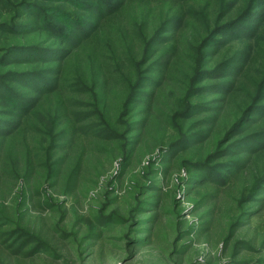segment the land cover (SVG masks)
<instances>
[{
    "label": "rangeland",
    "instance_id": "1",
    "mask_svg": "<svg viewBox=\"0 0 264 264\" xmlns=\"http://www.w3.org/2000/svg\"><path fill=\"white\" fill-rule=\"evenodd\" d=\"M127 1L0 2V47L19 46L0 68V263L264 264V0H169L167 31L135 40L142 66L130 70L112 54L121 31L138 32ZM88 60L94 73L103 63L101 90L126 113L144 117L170 84L192 134L164 149L182 134L171 119L108 131L81 82ZM235 111L232 134L208 147ZM113 145L132 152L107 157Z\"/></svg>",
    "mask_w": 264,
    "mask_h": 264
},
{
    "label": "trees",
    "instance_id": "2",
    "mask_svg": "<svg viewBox=\"0 0 264 264\" xmlns=\"http://www.w3.org/2000/svg\"><path fill=\"white\" fill-rule=\"evenodd\" d=\"M199 1L202 2L204 0H199ZM207 4L209 3L205 2V5ZM123 9H124V12L126 13V18L128 21V28L130 30L137 29L138 32L134 34V33H131L133 31H130V32L121 31L118 37H119V40L124 45L119 46L117 44H113L114 49L112 51V54H116V51L118 54H121L120 58L125 61L129 70L130 68H134V67L136 69H139L141 68L142 64L137 60V57L134 56L133 54L134 48H135L134 46L135 40L138 39V40L145 41L146 39H148L151 32H152L151 35L154 34L153 37L156 36L154 39L156 40L157 34L166 32L168 28L167 24L169 23L170 20H173L174 18L173 17V11H174L173 6H172L171 1L169 0H131V1H127L124 4ZM166 21H168V23L165 25ZM10 22H12V19ZM8 23L9 21L7 19L3 22L0 20V30H2V32H8V29L4 28L8 25ZM187 26H192V21L188 20ZM184 33H187V32L184 30ZM137 34H139L138 37H137ZM37 37H39V35ZM182 39H184V37H182ZM126 42H129V45ZM104 43L106 44V46L102 45L101 47L103 49H107L108 47L112 48L108 40H106ZM16 47H19V46H17L16 44H9V45H4L0 47V68L4 64L3 57L11 52H14L15 50L13 49ZM23 53H24L22 54L23 58H21L23 61H25L23 63H26V65H30L29 64L30 62H27V61H31L32 59H30L29 57L33 55L31 53H25V52ZM94 55L96 57L97 56L102 57L100 52H96ZM120 58L118 57L119 62H120ZM77 60H78V56H76L74 61L78 62ZM188 63L189 62L186 61V64ZM18 64L19 63L15 64L10 69L18 70L19 68H21V65H18ZM92 71H93L92 62L88 60L86 62V65L83 67V73H84L85 79H81V82L86 83L90 87L93 96L89 97L87 94L88 96L87 102L88 104H90L91 107L96 108L100 112V115L102 117L106 118V128L108 131L112 130L114 134L118 135L120 134V130H121L120 128L122 127V124H123L126 126L128 125V130H129L128 133L130 134L132 132V129L135 126L139 125V123H136V122H139L140 120L153 121L156 118L158 119L166 118V120L171 119L172 121H175L176 125L181 130L182 134L181 136H179V138L175 136L176 139L174 141L164 146L162 132L158 131L157 137H153V138L155 141H157V143L164 146L163 147L164 149L168 146L175 145L179 141L186 139L188 136L192 134L193 129L190 123L191 115H189L188 111H186V105L179 103V100L175 95V91L173 90L170 84H165L162 87V89H158V92H157L156 98L154 99L152 108L148 110L147 115H144V117H140V114L138 112L130 113L128 111V113H126L122 100L121 101L117 100L113 103V105H111L112 100H109L107 96L108 94L104 93L101 90V86L103 85V80L106 79V70H105L103 63H100L98 65L95 73ZM150 73H153V71L149 72V74ZM196 76L197 75H194L193 78ZM135 79L138 80V77L133 78V75H131L130 78L127 80V83L129 84L130 88L132 87V82ZM144 80L147 81V77H145ZM31 86L26 85V88L32 91L35 90L34 87H31ZM133 97H138V94L135 93V91H134ZM184 97L188 100L192 99V96L190 95V93L186 91L184 93ZM13 98H15V96ZM110 106L112 107V110L108 111L107 108L110 109ZM177 107H182V110L177 111L176 110ZM34 113H35L34 116L39 117L41 116V113H43V111L39 110V107H38L37 109H35ZM227 114H229L227 117H222L217 121L221 131L219 132V134H213V136L209 140L208 147H212L211 149L213 148L217 149L221 145L220 141L223 139L222 137H225V136L228 137L232 134V131H231L232 126L238 121V118L240 116V114L237 111L232 112V113H227ZM135 116L137 119L135 118ZM46 117L47 118L49 117L48 114H46ZM120 117L124 119L123 123H120L118 121ZM139 118H142V119H139ZM160 126H162V124H160ZM115 138L119 139L120 141H123L118 137H115ZM131 145H132V142L129 144V146ZM208 147L206 151L209 150ZM105 148H106L107 157H110V158L113 155L114 150H117L118 152L120 151L122 153L121 154L122 157L124 158H127V156L131 154L132 152L131 148L127 149L128 147H126L125 148L126 153H125L121 147L118 150L115 147V145H113L112 148L110 149L108 146H106ZM209 152L210 151H208L207 153ZM24 174L22 175V178L26 180L27 175L25 174L24 176ZM40 181L41 180H37L35 182L36 185H38ZM27 182L28 181L26 180L24 184H26ZM17 208L18 206L16 207V209ZM127 212H129V210ZM119 219L123 220L122 218L118 217V220ZM8 222H9V227L12 228V230H15V229L19 230V228L21 227L20 216L15 218V221L10 220Z\"/></svg>",
    "mask_w": 264,
    "mask_h": 264
}]
</instances>
